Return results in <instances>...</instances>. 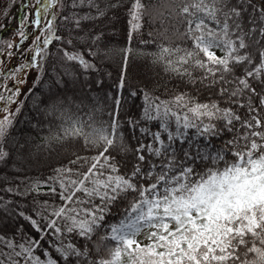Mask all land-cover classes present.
Segmentation results:
<instances>
[{
	"label": "snow or ice",
	"instance_id": "6c2138e0",
	"mask_svg": "<svg viewBox=\"0 0 264 264\" xmlns=\"http://www.w3.org/2000/svg\"><path fill=\"white\" fill-rule=\"evenodd\" d=\"M20 6L0 37V264H264V0ZM134 34L179 88L128 76ZM30 94L42 134L15 137Z\"/></svg>",
	"mask_w": 264,
	"mask_h": 264
},
{
	"label": "trees",
	"instance_id": "16d2710c",
	"mask_svg": "<svg viewBox=\"0 0 264 264\" xmlns=\"http://www.w3.org/2000/svg\"><path fill=\"white\" fill-rule=\"evenodd\" d=\"M28 3V2H27ZM21 0H4V3L0 7V22H5L7 27L0 29V37L9 38L13 36V32L18 27L20 19L25 14V9L20 6ZM9 13L7 20H5V13ZM127 13L121 12L119 31L112 37L113 41L117 46H127ZM150 29L146 26L143 31V38L149 39L147 33ZM132 46L134 48H143L145 55L131 59L128 64L127 74L130 77H135L140 80L152 81L156 83H163L169 91L179 88V81L175 78H169L165 73H163L162 68L153 63L152 57L148 53L154 52L156 50L155 45L149 44L145 46L140 44V39L134 34V39L132 40ZM123 67L122 61L119 57L115 60L105 61L102 65V72H111V80H108L105 76V80L108 83L115 81ZM35 97L43 99L41 92L42 85H33ZM163 91V89H161ZM22 99L27 100V104L19 117V122L13 131L15 137H20L21 135H28L31 132L32 136H37L42 133L31 131V126L28 124V120L34 117L35 113L30 111L33 107L34 97L30 94L28 97H22ZM140 103V101H136ZM74 110V109H73Z\"/></svg>",
	"mask_w": 264,
	"mask_h": 264
},
{
	"label": "rangeland",
	"instance_id": "374dc122",
	"mask_svg": "<svg viewBox=\"0 0 264 264\" xmlns=\"http://www.w3.org/2000/svg\"><path fill=\"white\" fill-rule=\"evenodd\" d=\"M27 2L34 7L35 0H27ZM41 2H44V0H41ZM3 3H4V0H0V7L2 6ZM34 15H35V13H34V10H33V11H31V16L34 17ZM29 30H31V29H29ZM14 38L17 39V40L19 39L18 36L14 37ZM29 43H31L30 39L27 42H25L24 47H27ZM34 77H35V73L34 72L30 73V75L27 78V83L24 84L23 86H21L22 87V92H26L29 87L33 86ZM0 90H2V89H0Z\"/></svg>",
	"mask_w": 264,
	"mask_h": 264
}]
</instances>
